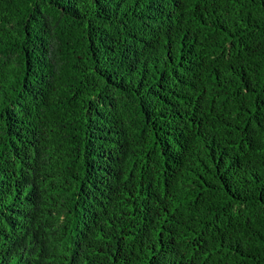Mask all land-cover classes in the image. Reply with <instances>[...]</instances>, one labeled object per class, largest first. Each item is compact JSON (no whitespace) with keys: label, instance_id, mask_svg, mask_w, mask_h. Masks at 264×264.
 <instances>
[{"label":"trees","instance_id":"trees-1","mask_svg":"<svg viewBox=\"0 0 264 264\" xmlns=\"http://www.w3.org/2000/svg\"><path fill=\"white\" fill-rule=\"evenodd\" d=\"M0 264H264V0H0Z\"/></svg>","mask_w":264,"mask_h":264}]
</instances>
